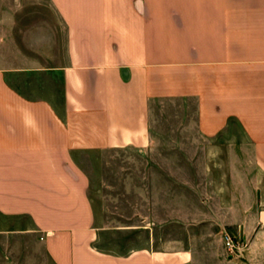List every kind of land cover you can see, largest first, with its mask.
Returning <instances> with one entry per match:
<instances>
[{
    "label": "crops",
    "instance_id": "obj_1",
    "mask_svg": "<svg viewBox=\"0 0 264 264\" xmlns=\"http://www.w3.org/2000/svg\"><path fill=\"white\" fill-rule=\"evenodd\" d=\"M0 264H264V0H0Z\"/></svg>",
    "mask_w": 264,
    "mask_h": 264
},
{
    "label": "rangeland",
    "instance_id": "obj_2",
    "mask_svg": "<svg viewBox=\"0 0 264 264\" xmlns=\"http://www.w3.org/2000/svg\"><path fill=\"white\" fill-rule=\"evenodd\" d=\"M94 197L97 201H99L97 194L94 195ZM96 204H97V202H96ZM97 206H98V204H97ZM180 233H182V232H180ZM154 236L159 238L160 236H162V233L156 232V233H154ZM180 236L183 237V234H181ZM145 237H146L145 233H138L136 235H134V234L131 235L128 233H120V234L106 236L105 241L106 242H113V243H117V242L128 243V244L132 245L135 241L138 243H140V242L144 243Z\"/></svg>",
    "mask_w": 264,
    "mask_h": 264
},
{
    "label": "built area",
    "instance_id": "obj_3",
    "mask_svg": "<svg viewBox=\"0 0 264 264\" xmlns=\"http://www.w3.org/2000/svg\"><path fill=\"white\" fill-rule=\"evenodd\" d=\"M225 247L231 254L239 253L244 247L242 243L235 239L230 233H225L223 236Z\"/></svg>",
    "mask_w": 264,
    "mask_h": 264
}]
</instances>
